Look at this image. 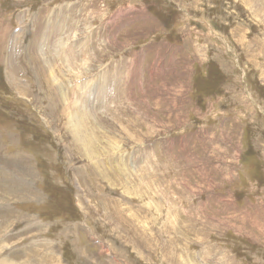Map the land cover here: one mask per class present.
I'll use <instances>...</instances> for the list:
<instances>
[{"label": "rangeland", "instance_id": "1", "mask_svg": "<svg viewBox=\"0 0 264 264\" xmlns=\"http://www.w3.org/2000/svg\"><path fill=\"white\" fill-rule=\"evenodd\" d=\"M9 260L264 264V0H0Z\"/></svg>", "mask_w": 264, "mask_h": 264}, {"label": "bare ground", "instance_id": "2", "mask_svg": "<svg viewBox=\"0 0 264 264\" xmlns=\"http://www.w3.org/2000/svg\"><path fill=\"white\" fill-rule=\"evenodd\" d=\"M185 15H186V14H185ZM170 22H171V20H170ZM54 47H55V46H54ZM55 51H56V50H55ZM82 51H83V50H82ZM82 51H81V52H82ZM83 55H85V54H83ZM219 61H220V60H219ZM239 62H240V61H239ZM60 65H61V64H60ZM4 69H5V68H4ZM11 77H12V76H11ZM10 83H11V82H10ZM79 113H80V112H79ZM84 114H86V113L84 112ZM82 115H83V114H82ZM75 130H76V132H77L76 134L79 136L78 138H80V140H81L82 142H83V141L88 142V143L91 142V138H90V137H84V136L81 137L80 134H79V129L76 128ZM27 170H28V169H27ZM27 170H26V171H27ZM26 171H25V172H26ZM9 181H10V180H9ZM10 182H11V181H10ZM36 182H37V181H36ZM13 183H14V181H13ZM3 185H4V184H3ZM31 185H32V184H31ZM4 186H5V185H4ZM5 187H6V186H5ZM10 187H13V186H10ZM10 187H7V188H10ZM20 187H21V185H20ZM5 189H6V188H5ZM13 189H14V188H13ZM9 193H10V192H9ZM11 193H12V192H11ZM15 193H16V192H15ZM21 193H22V192H21ZM6 194H7V193H6ZM6 194H5V195H6ZM5 195H4V196H5ZM12 195H13V194H12ZM15 196H17V195H15ZM8 197H9V196H8ZM6 198H7V195H6ZM1 199H2V198H1ZM10 209H11V208H10ZM33 255H34V254H33ZM33 255H32V256H33ZM35 256H36V255H35ZM37 257H38V255H37ZM36 259H37V258H36ZM39 259H40V258H39ZM40 260H41V259H40ZM30 261H31V260H30ZM7 262H10L9 264H15L14 262H12V261H10V260L7 261ZM39 262H40V261H39ZM192 262H193V261H192ZM22 264H23V263H22ZM25 264H26V263H25ZM32 264H33V263H32ZM37 264H39V263L37 262Z\"/></svg>", "mask_w": 264, "mask_h": 264}]
</instances>
